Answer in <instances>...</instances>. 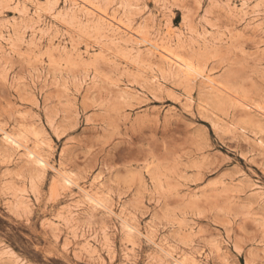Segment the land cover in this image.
Instances as JSON below:
<instances>
[{"label": "rangeland", "instance_id": "374dc122", "mask_svg": "<svg viewBox=\"0 0 264 264\" xmlns=\"http://www.w3.org/2000/svg\"><path fill=\"white\" fill-rule=\"evenodd\" d=\"M176 262L264 264V0H0V264Z\"/></svg>", "mask_w": 264, "mask_h": 264}, {"label": "bare ground", "instance_id": "6f19581e", "mask_svg": "<svg viewBox=\"0 0 264 264\" xmlns=\"http://www.w3.org/2000/svg\"><path fill=\"white\" fill-rule=\"evenodd\" d=\"M4 141L7 144H9L10 146L14 147V148H20V147H23L24 146L23 143H21L19 140H17L16 138H14L13 136H11V135H9L7 133L4 136ZM27 155H28V157L32 158V160L36 164H38L39 166L45 167L47 165V161L45 159L41 158L40 156L36 155L34 152L27 151ZM67 181L70 182L69 179H67ZM177 264H179V263H177Z\"/></svg>", "mask_w": 264, "mask_h": 264}]
</instances>
